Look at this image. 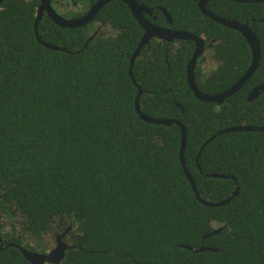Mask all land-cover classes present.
I'll return each mask as SVG.
<instances>
[{"label": "trees", "instance_id": "16d2710c", "mask_svg": "<svg viewBox=\"0 0 264 264\" xmlns=\"http://www.w3.org/2000/svg\"><path fill=\"white\" fill-rule=\"evenodd\" d=\"M137 2L151 10L144 17L155 26L206 43L218 40L213 50L221 59L218 68L210 75L195 69L200 92H224L249 67L245 39L204 16L199 0ZM39 4H0L4 219L19 218L21 233L35 240L38 251L66 231L62 240L74 248L59 264H264V131L218 134L243 125L264 128V93L246 99L264 83V1L205 4L217 16L247 24L260 45L257 69L221 104L198 100L187 85L191 40L143 46L130 77L143 30L123 2L106 4L79 28H61L44 15L38 35L68 52L46 49L36 40ZM95 24L100 33L89 39ZM136 99L141 113L181 122L185 167L197 193L220 202L238 188L228 203L208 207L196 199L179 159L180 127L143 121ZM201 247L216 251H193ZM0 264L29 263L8 247L0 250Z\"/></svg>", "mask_w": 264, "mask_h": 264}, {"label": "water", "instance_id": "95a60500", "mask_svg": "<svg viewBox=\"0 0 264 264\" xmlns=\"http://www.w3.org/2000/svg\"><path fill=\"white\" fill-rule=\"evenodd\" d=\"M2 1L3 0H0V4L2 3ZM112 1H121L124 4H126L127 8L130 10L132 17L134 18V20H136L138 25L143 30V36H142L135 52L133 53V55L130 59L129 75L131 78H132L131 68H132L134 58L138 55L140 48L144 45H148L150 43V40H152V39H155L157 42H159V41L173 42V41H177V40H191L194 43L195 50L193 52V56H192L191 60L189 61L188 65H187V71H186L187 84H188V87L190 88V90L193 92L194 96L202 102H214L217 104H221L225 98L230 97L245 83V81L256 70V68L258 66L259 59H260V45H259V41H258V38L255 35V33L248 27L247 24H241V23H238V22L233 21V20H228L226 18L217 16L216 14L212 13L211 11H208L205 7V4L209 1H212V0H199L198 7H199L201 13L204 16L211 19L212 21H214V22H216V23H218L224 27L230 28V29L238 32L245 39L246 43L248 44V46L250 48V52H251V63L249 65L248 69L246 70V72L229 89H227L226 91H224L223 93L218 94V95H208V94H204V93L200 92L198 90L197 86L195 85V82L193 79L192 71H193L195 63L197 61L196 59L199 56L200 51L204 45L203 37H198L196 35H193V34H190L187 32L174 31V30H171L170 28L158 27V26L151 24L144 17V14L150 15L151 10L148 9L143 4H139L137 2V0H97L96 3L88 10L87 14L84 17L77 19V20L66 19L63 16L57 14L51 8L50 0H40V4H39L38 9H37V14H36V17L34 20V33H35L36 40L46 49L53 50V51L68 52V50L64 47H59V46L48 44V43L44 42L41 39V37L38 35L36 28H37L38 22L43 18V14L46 13L47 17L57 26H59L61 28L72 29V28H77V27H81V26L88 24L91 20H93L95 15L98 13V11L104 5H106L107 3H110ZM225 1H230V2H235V3H259V2H263L264 0H225ZM162 12L166 18L167 23L169 25H171L172 19H171L170 15L163 8H162ZM260 92H264V83L259 85L258 87H256L251 92V94L257 95ZM140 93H141V91L138 89L137 98L139 97ZM135 111L137 112L138 116L143 121H145L147 123L155 124V125H165V126H169L172 123H175L180 127L181 134H182L181 143H180V150H179L180 163H181L183 172L185 174V177L188 180V182L192 188V191L195 194L196 199L200 203H202L203 205L208 206V207H219V206H222V205L228 203L237 194L238 188H236V191L232 194L231 197H229L223 201L211 202V201L203 200L199 196V194L197 193L195 183H194L193 179L191 178L189 172L187 171V169L185 167V161H184V155L183 154H184L185 147H186V135H185V131H184V128H183L181 122H179L178 120L154 118V117L147 116V115L141 113L139 111L137 99L135 101ZM256 131H264V128L263 127H257V126L254 127V126L243 125V126L226 128V129L218 132V134L236 133V132H256ZM215 137H216V135L212 136L210 139H214ZM208 176L214 177V178H221V179H230L231 178V177L223 175V174H210ZM231 179H233V178H231ZM222 229H223V227H219V228L215 229L211 234H209L205 237L212 236V235L218 233L219 231H221ZM65 233H66V231L62 235L57 237L58 238L57 239L58 240V246L55 249H53L52 251H50L49 253L32 252L29 250L22 249L20 246H16V248L21 252L22 256L24 257V259L29 264H59L64 257L65 251L67 249L74 248L73 246H71L65 242H61V239ZM11 246H14V245H11ZM7 247L8 246H5L3 248L2 246H0V249L3 250V249H6ZM183 248L192 250V248L189 246H183ZM193 251L194 252H202V251H216V250H214L210 247H201V248H199L197 250H193Z\"/></svg>", "mask_w": 264, "mask_h": 264}, {"label": "flooded vegetation", "instance_id": "af4514ba", "mask_svg": "<svg viewBox=\"0 0 264 264\" xmlns=\"http://www.w3.org/2000/svg\"><path fill=\"white\" fill-rule=\"evenodd\" d=\"M97 1V0H96ZM93 2V3H86L85 0H50V5H51V8L59 15L63 16L64 18L66 19H71V20H77V19H80L82 17H84L88 10L96 3ZM108 4V3H107ZM105 6V5H104ZM99 12V11H98ZM152 14V12H151ZM150 14V15H151ZM46 15V13L43 14V16ZM97 15V14H96ZM95 15V16H96ZM144 15H147V14H144ZM148 15V16H150ZM47 16V15H46ZM95 18V17H94ZM93 18V20H94ZM146 19V18H145ZM93 20H91L89 23H91ZM262 21L264 22V19H262ZM88 23V24H89ZM87 25V24H86ZM97 25V24H95ZM85 26V25H84ZM103 26V24L101 25V27ZM82 27V26H81ZM79 28V27H77ZM100 33V27H98V25L96 26V30L94 32H92L91 34V38L89 39H92V37H94V35ZM152 41H155L156 43H165L166 41H159L157 42L155 39H152L150 40V43ZM178 41V40H177ZM174 42L176 41H173V42H166V43H169V44H172L174 45ZM218 40H212V41H209V42H205L204 41V45L200 51V54L199 56L197 57V61L195 63V66H194V69L192 71V74H193V79H194V82H195V69L197 67H201L203 72L206 73V75H210L213 70L217 69L218 66L221 64V59L217 58L215 56V53H214V45L215 43H217ZM248 45V44H247ZM145 46V45H144ZM143 47V46H142ZM141 47V48H142ZM195 47V45H194ZM249 47V46H248ZM140 48V50H141ZM250 49V48H249ZM139 50V51H140ZM195 50V48H194ZM193 50V52H194ZM135 52V51H134ZM139 54V53H138ZM250 55H251V52H250ZM192 56H193V53H192ZM191 56V58H192ZM135 59V58H134ZM191 60V59H190ZM189 60V61H190ZM189 63V62H188ZM251 63V61H250ZM259 64V63H258ZM133 65V64H132ZM188 65V64H187ZM258 67V66H257ZM248 69V68H247ZM246 69V70H247ZM257 69V68H256ZM186 71H187V66H186ZM246 72V71H245ZM244 72V73H245ZM243 73V74H244ZM254 73V72H253ZM252 73V74H253ZM242 74V75H243ZM251 74V75H252ZM241 75V76H242ZM251 75L249 76V78L251 77ZM240 76V77H241ZM240 77L236 80V82L240 79ZM248 78V79H249ZM248 79L245 81V83L243 85L246 84V82L248 81ZM186 81H187V75H186ZM235 82V83H236ZM234 83V84H235ZM188 85V84H187ZM196 85V83H195ZM242 85V86H243ZM241 86V87H242ZM259 86V85H258ZM256 86V87H258ZM240 87V88H241ZM254 87L250 92L249 94L247 95V101L248 102H251L253 101L255 98H257L261 93H264V92H260L259 94L257 95H252L251 92L256 88ZM239 88V89H240ZM190 89V88H189ZM229 89V88H228ZM238 89V90H239ZM237 90V91H238ZM226 91V90H225ZM236 91V92H237ZM235 92V93H236ZM193 93V92H192ZM223 93V92H222ZM234 93V94H235ZM221 94V93H220ZM212 95H218V94H212ZM233 95V94H232ZM231 95V96H232ZM226 99V98H225ZM224 99V100H225ZM223 100V101H224ZM207 103V102H205ZM214 103V102H212ZM217 104V103H216ZM256 127V126H254ZM208 141V140H207ZM207 141L205 142V144L207 143ZM204 144V145H205ZM203 145V146H204ZM202 146V147H203ZM201 147V148H202ZM236 191V190H235ZM18 220H20L19 218L15 217L12 221H8V220H5L3 215L0 214V246H2L3 248L5 246H8V247H15L16 246H20L22 249H25V250H29V251H32V252H39L41 251V253H49L50 251H52L53 249H55L57 246H58V238L59 236L56 237L54 243H52L49 247H47V249H40L38 251V248H37V245H35V240H33V238H31L30 236H28L26 233H21V225L19 224ZM8 235V237L6 236ZM15 241H18L19 243L21 244H17V242ZM61 242H64L62 239H61ZM66 243V242H65ZM11 245H14V246H11ZM25 245L28 246L29 248H25ZM7 247V248H8ZM6 248V249H7ZM17 249V248H16ZM1 250V249H0ZM5 250V249H3Z\"/></svg>", "mask_w": 264, "mask_h": 264}]
</instances>
